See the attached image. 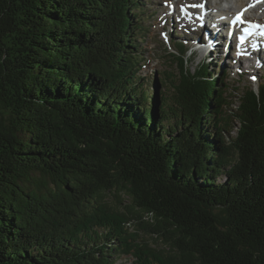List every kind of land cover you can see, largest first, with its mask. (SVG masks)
<instances>
[{"label": "trees", "instance_id": "16d2710c", "mask_svg": "<svg viewBox=\"0 0 264 264\" xmlns=\"http://www.w3.org/2000/svg\"><path fill=\"white\" fill-rule=\"evenodd\" d=\"M146 12L0 0V264H264V80L151 84Z\"/></svg>", "mask_w": 264, "mask_h": 264}, {"label": "rangeland", "instance_id": "374dc122", "mask_svg": "<svg viewBox=\"0 0 264 264\" xmlns=\"http://www.w3.org/2000/svg\"><path fill=\"white\" fill-rule=\"evenodd\" d=\"M145 5L148 8V18L146 19V25L148 30L146 31V35L144 39L140 43V45L144 48L143 58L146 60L144 66L142 68L143 72L149 76L151 83L155 78L159 79L162 74H165L169 77H173V74L178 71L177 63H174V60L171 58L169 51L172 49L175 50L176 46L172 44L173 40L181 39L184 40L189 46L192 42V39L197 37L196 35L190 34L189 30L192 32V28L190 29L188 24L187 27H184L182 23L176 21V19L180 20L179 18H172L171 20L165 19V12L163 10L167 7L168 3L171 0H144ZM208 3V0H205ZM205 1L201 2L205 4ZM213 1V0H212ZM224 0L218 1V6H224ZM172 11L175 10L173 7L174 4H169ZM172 7V8H171ZM167 11V9H166ZM258 13L263 14L262 10H258ZM176 21V22H175ZM186 25V24H185ZM189 30H188V29ZM174 34H178L175 38L173 37ZM180 36V37H179ZM188 48V47H187ZM199 49V47H197ZM190 51H193L192 56H190ZM204 50H196L191 48L188 49L186 52V58L188 60L187 66L191 69L193 68L196 63L200 62L202 58L205 59ZM213 58L216 63L214 67L216 70H224L227 73V82L229 83L230 87L232 88L230 91L235 95L233 98H230L231 101L233 99V104L231 105V109H228V112L234 113L233 109L236 108L238 103L239 94H241V90L243 87L247 85H252L256 88L257 80L259 74L262 73L263 68L262 66L256 65V63H249L248 67L244 68L245 66L241 63V66H244L243 69H240V63H237L234 58H227L224 57L222 51L215 55L213 53ZM232 56V54L230 55ZM173 57V56H172ZM237 57V56H236ZM239 59V58H238ZM171 60V61H169ZM253 62V61H252ZM227 64L223 65V64ZM223 65V67H222ZM256 68V72L254 71ZM253 75L255 77H253ZM235 88V90H234ZM233 126V133H236V130L239 126V122L236 118H233L232 121ZM232 132H229L232 133ZM222 181V178L219 181ZM116 264H129V261L125 258L119 259Z\"/></svg>", "mask_w": 264, "mask_h": 264}, {"label": "bare ground", "instance_id": "6f19581e", "mask_svg": "<svg viewBox=\"0 0 264 264\" xmlns=\"http://www.w3.org/2000/svg\"><path fill=\"white\" fill-rule=\"evenodd\" d=\"M203 1L205 0H171L163 12H165V19L167 20H171V18L173 20V18L178 17L183 25L186 24V27L187 24L188 26L190 25L189 28L193 29L192 33L200 30V32H202V43H204L206 47H210V49L214 52L220 50V42L225 36L221 29L227 24L226 22L222 23L217 19L218 13L226 11L227 15L230 17L228 21H231V18L235 13L242 11L245 24H249L256 19H258L261 24H264V15L258 13V10H262L264 13V0H226L225 10H221V8L217 6L219 0H208V3L205 1V4L201 3ZM169 4H174L173 7H175V10L172 11L169 9ZM205 18H208V24L205 23ZM176 21L179 20L176 19ZM201 22H204L202 27L200 25ZM210 24L214 25V30H209ZM230 41H232V38ZM230 48L231 46H224L223 50L226 54L231 55L232 53ZM238 58L239 56L236 57V59Z\"/></svg>", "mask_w": 264, "mask_h": 264}]
</instances>
